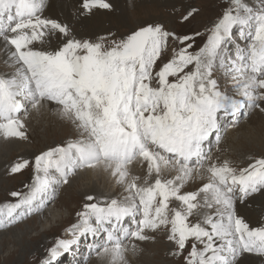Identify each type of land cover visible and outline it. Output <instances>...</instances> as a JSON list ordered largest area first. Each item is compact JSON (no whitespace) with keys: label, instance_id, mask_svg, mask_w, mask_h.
<instances>
[{"label":"snow or ice","instance_id":"snow-or-ice-1","mask_svg":"<svg viewBox=\"0 0 264 264\" xmlns=\"http://www.w3.org/2000/svg\"><path fill=\"white\" fill-rule=\"evenodd\" d=\"M45 3L0 0V42L15 68L0 75V136L26 138L21 115L44 103L57 105L59 116L82 135L35 157L33 183L27 193L10 194L17 201L0 208V228L42 212L79 170H103L126 195H87L77 222L66 229L70 238H58L42 264H58L64 253L79 256L77 264L93 254L127 264L126 254L137 250L133 241L162 230L175 246L173 255L190 247L185 264L264 256V227L250 228L235 208L237 200L264 190V159L240 170L228 161L208 164V182L182 192L211 160L206 144L213 134L219 144L222 121L238 122L253 108L264 111V0L259 6L228 0L195 52L189 51L193 37L162 25L110 45L104 38L76 39L67 24L41 15ZM110 7L106 0H82L87 13ZM170 40L177 47L155 71ZM37 43L52 50H37ZM217 73L228 81L224 88ZM136 162L146 167L143 177L130 170ZM28 165L24 160L10 171ZM170 171L175 175L166 178ZM194 216L200 218L192 222Z\"/></svg>","mask_w":264,"mask_h":264},{"label":"rangeland","instance_id":"rangeland-1","mask_svg":"<svg viewBox=\"0 0 264 264\" xmlns=\"http://www.w3.org/2000/svg\"><path fill=\"white\" fill-rule=\"evenodd\" d=\"M106 2L111 5L109 10L96 11L90 16L87 12H79V9L84 11L80 8L82 0H74L68 9L70 16L65 15L64 23L69 26L71 34L74 33L76 39L96 42L104 38L105 43L110 45L112 41L126 39L142 27L162 25L166 30L179 36L193 37V40L189 41L193 44L189 51L195 52L206 42L208 30L222 16L228 0H126L125 6L120 0H106ZM246 2L259 6V0H246ZM48 4L50 0L46 1V6ZM189 12H192V15L184 20ZM42 16L47 18L45 14ZM91 37H95V40ZM55 43L53 40V46ZM35 47L37 50H52L47 43H37ZM174 47L177 45L170 40L167 53L157 61L155 71L171 59ZM1 53L2 51H0L2 55L0 75L14 74L13 64L4 59ZM215 77L222 88L228 83L219 73L215 74ZM44 105L47 107L46 112ZM53 108L59 111L54 103H44L39 110L30 109L27 117L21 115V119L25 121L23 130L26 132V138L5 139L0 136V208L17 201V198L10 195L12 192L23 194L29 191V186L32 185L35 177L36 156L67 144L70 140L81 138L80 130L55 114L56 112H52ZM224 127L219 144L216 143L212 149L211 160L206 162L205 168L200 174L195 175L193 181L185 185L182 192L195 191L208 182V164L228 161L230 166L240 170L249 167L257 159H264V111L259 108L250 109L248 114L242 115L235 125L231 122L230 126ZM24 160L29 161L28 167L18 173H11V167ZM133 169L136 171L134 172ZM130 170L132 174L136 173L141 177L146 174V167L139 162L134 163ZM87 172L88 170H79L69 177L68 184L58 186L54 201H50L42 212L25 216L14 224L0 228V264H42L47 258L48 249L58 238H70L66 229L77 222L76 213L82 210L85 197L89 195L88 188L91 186H96L104 194H111L112 198L119 199L126 195L123 188L114 184L109 176L103 180H87L89 175ZM174 175V171L165 173L166 178H172ZM241 203L248 205L249 213L246 216V211H237V215H241L250 228L264 227V190L249 195ZM171 206L176 207L178 203L173 202ZM206 211L214 212V209ZM193 218L196 221L200 217ZM148 234L153 238L142 242L133 241L137 244V250L126 254L127 264H185V257L190 247L181 255H173L175 246L167 239L166 231ZM83 254L87 255L86 252ZM253 254L258 264L264 262V256ZM241 257L242 255L238 258L237 264ZM79 259V256L74 257L71 253H64L59 258L58 264H77ZM86 264H108V261L93 254Z\"/></svg>","mask_w":264,"mask_h":264},{"label":"bare ground","instance_id":"bare-ground-1","mask_svg":"<svg viewBox=\"0 0 264 264\" xmlns=\"http://www.w3.org/2000/svg\"><path fill=\"white\" fill-rule=\"evenodd\" d=\"M47 1V0H46ZM124 6L126 5V0H120ZM78 2V1H77ZM146 2V1H145ZM72 3H74V0H50V4H48L46 6V3H45V7L41 13L42 14H45L47 15V18H51V19H56L58 21H61L62 23L65 22V15L67 16H70V14L68 13V9L72 6ZM169 3V2H168ZM75 6V5H74ZM122 6V5H121ZM81 8V7H80ZM77 9V8H76ZM121 9V8H120ZM116 10V9H115ZM125 10V9H124ZM85 12V11H82L79 9V12ZM118 11V10H117ZM80 12V13H81ZM120 13V12H119ZM98 15V14H97ZM74 16V15H73ZM125 16V15H123ZM46 18V17H45ZM123 19V17H121ZM126 19V17H124ZM80 19V18H79ZM119 19H120V16H119ZM0 51H2L1 54H3V57L4 59L8 60V62L11 63V59H10V52L8 51L7 47L3 44V42H0ZM2 56V55H0ZM47 104V103H46ZM55 105V104H54ZM44 108H45V112L47 111V107L46 105H44ZM51 108V106L49 107ZM52 110V109H51ZM54 111L52 112H56L55 114L59 115V111L55 108H53ZM44 112V113H45ZM50 112V111H49ZM46 115V114H45ZM48 116V115H47ZM53 116V115H52ZM15 146V145H14ZM137 165V164H136ZM130 168H133V165L132 167ZM137 168V167H136ZM134 170V169H133ZM138 170V169H137ZM136 170H134L135 172ZM89 173L88 175V178L87 180L89 179H101L103 180L104 178H106L107 176H109L107 173H105L103 170H88L87 174ZM83 175V174H82ZM133 175H136V173H134ZM86 176V175H85ZM110 177V176H109ZM86 178V177H85ZM84 180V179H83ZM114 183V182H113ZM3 183H1L2 185ZM115 184V183H114ZM88 192L87 194H93V195H96L97 197H102V196H107V197H111V194H104L102 191H100L96 186H91L90 188H88ZM257 197V196H256ZM260 199V198H259ZM248 204V203H247ZM235 208H236V212L237 211H246V216H248V205L246 204H242L241 201H237L235 203ZM252 213V212H251ZM252 215V214H251ZM250 215V216H251ZM249 216V217H250ZM241 217V215H240ZM244 217V216H243ZM246 219V218H245ZM248 219V218H247ZM260 228V227H259ZM5 244V243H4ZM3 244V245H4ZM255 257L253 253H245L242 255L240 261H239V264H258V261L253 258ZM264 264V262L262 263Z\"/></svg>","mask_w":264,"mask_h":264}]
</instances>
